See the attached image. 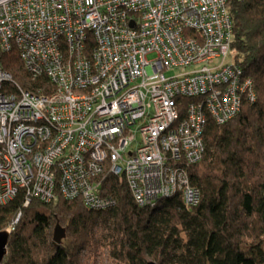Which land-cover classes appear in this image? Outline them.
<instances>
[{
	"label": "built area",
	"instance_id": "built-area-1",
	"mask_svg": "<svg viewBox=\"0 0 264 264\" xmlns=\"http://www.w3.org/2000/svg\"><path fill=\"white\" fill-rule=\"evenodd\" d=\"M227 1L0 0V206L59 192L107 210L113 177L141 207L178 191L197 206L185 171L208 121H229L257 96L240 70L208 66L230 50ZM13 48L52 91L6 90L1 56Z\"/></svg>",
	"mask_w": 264,
	"mask_h": 264
},
{
	"label": "trees",
	"instance_id": "trees-1",
	"mask_svg": "<svg viewBox=\"0 0 264 264\" xmlns=\"http://www.w3.org/2000/svg\"><path fill=\"white\" fill-rule=\"evenodd\" d=\"M227 3L234 60L221 66L251 78L257 96L245 98L229 121H208L204 152L185 171L199 204L187 205L178 191L141 207L126 182L114 177L102 187L116 200L107 210L59 192L51 203L33 199L25 206L20 192L0 206V232L11 228L3 264H83L100 247L114 264H264V0ZM1 58L13 80L8 92L52 91L46 79L25 70L15 48ZM58 224L67 236L60 244L53 237Z\"/></svg>",
	"mask_w": 264,
	"mask_h": 264
},
{
	"label": "rangeland",
	"instance_id": "rangeland-1",
	"mask_svg": "<svg viewBox=\"0 0 264 264\" xmlns=\"http://www.w3.org/2000/svg\"><path fill=\"white\" fill-rule=\"evenodd\" d=\"M152 58V56H151ZM232 54L228 53L225 58L223 56L218 57L215 59V61L212 64H208L210 68H216L222 64L232 63L233 62ZM202 66H193L188 67L182 70H175L167 73V76L171 75H181L182 73L191 74L194 71L201 70ZM10 229V228H9ZM84 259L83 264H114L112 259H110L107 256L106 248L100 247L97 249L96 253L88 252V255H86Z\"/></svg>",
	"mask_w": 264,
	"mask_h": 264
},
{
	"label": "water",
	"instance_id": "water-1",
	"mask_svg": "<svg viewBox=\"0 0 264 264\" xmlns=\"http://www.w3.org/2000/svg\"><path fill=\"white\" fill-rule=\"evenodd\" d=\"M9 236L10 231L0 232V264H3L4 259L8 255V244H9ZM54 242L60 244L65 240L66 236V229L62 228L61 225H57L54 231ZM148 264H155L153 262Z\"/></svg>",
	"mask_w": 264,
	"mask_h": 264
},
{
	"label": "bare ground",
	"instance_id": "bare-ground-1",
	"mask_svg": "<svg viewBox=\"0 0 264 264\" xmlns=\"http://www.w3.org/2000/svg\"><path fill=\"white\" fill-rule=\"evenodd\" d=\"M130 191V190H129ZM105 196H107V194H105V193H103ZM75 200H77V199H75Z\"/></svg>",
	"mask_w": 264,
	"mask_h": 264
}]
</instances>
